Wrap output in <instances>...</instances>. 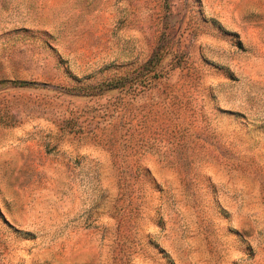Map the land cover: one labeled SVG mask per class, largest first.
<instances>
[{
    "label": "rangeland",
    "instance_id": "obj_1",
    "mask_svg": "<svg viewBox=\"0 0 264 264\" xmlns=\"http://www.w3.org/2000/svg\"><path fill=\"white\" fill-rule=\"evenodd\" d=\"M0 264H264V0H0Z\"/></svg>",
    "mask_w": 264,
    "mask_h": 264
}]
</instances>
